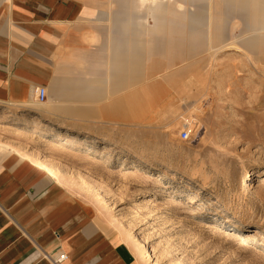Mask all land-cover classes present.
<instances>
[{
  "label": "rangeland",
  "instance_id": "374dc122",
  "mask_svg": "<svg viewBox=\"0 0 264 264\" xmlns=\"http://www.w3.org/2000/svg\"><path fill=\"white\" fill-rule=\"evenodd\" d=\"M123 1L103 0V8L134 24L143 39L153 34V10L172 6ZM235 4L228 12L221 0L174 6L190 19L183 25L204 24L165 28L158 49L178 48L177 56L168 55L164 73L128 89L143 93L119 108L116 122L100 125L101 140H54L45 130L28 138L29 147L77 171L56 175L117 234L134 264H264V36L257 40L259 27L248 21L252 1ZM238 9H246L243 17ZM215 20L228 23V40L218 46L208 38ZM127 108L125 121L119 115Z\"/></svg>",
  "mask_w": 264,
  "mask_h": 264
},
{
  "label": "crops",
  "instance_id": "0c3cea01",
  "mask_svg": "<svg viewBox=\"0 0 264 264\" xmlns=\"http://www.w3.org/2000/svg\"><path fill=\"white\" fill-rule=\"evenodd\" d=\"M167 1L172 6L153 10L152 37L143 39L134 24L103 8V0H0V264H55L59 254L68 256L61 264H134L117 234L56 175L77 171L67 172L27 141L43 130L54 140H101L100 125L116 122L119 108L143 93L128 89L164 73L168 55L177 56L178 48L158 49L165 44V28L178 24L189 31L204 24L191 19L183 25L190 19L174 8L196 0ZM221 1L224 12L237 5ZM251 1L248 21L259 27L252 31L261 34L254 36L258 40L264 36V0ZM245 10L235 13L243 17ZM88 22L95 24H80ZM214 24L208 38L222 45L228 23ZM86 38L102 41L89 45ZM185 55L190 58L191 52ZM38 88L47 92L43 104L37 102ZM131 115L127 108L119 116L127 121ZM38 120L42 126L36 130Z\"/></svg>",
  "mask_w": 264,
  "mask_h": 264
},
{
  "label": "built area",
  "instance_id": "2783aa9c",
  "mask_svg": "<svg viewBox=\"0 0 264 264\" xmlns=\"http://www.w3.org/2000/svg\"><path fill=\"white\" fill-rule=\"evenodd\" d=\"M36 98L38 103L43 104L47 99L46 89L45 88L36 89ZM189 137H190V133L187 130L182 132V139L184 141L188 140ZM67 259L68 256L66 254H59L56 258H53V261L55 262V264H61Z\"/></svg>",
  "mask_w": 264,
  "mask_h": 264
},
{
  "label": "bare ground",
  "instance_id": "6f19581e",
  "mask_svg": "<svg viewBox=\"0 0 264 264\" xmlns=\"http://www.w3.org/2000/svg\"><path fill=\"white\" fill-rule=\"evenodd\" d=\"M38 127H36L37 129L38 128H40L42 125H41V122H40V120H38ZM36 129V130H37ZM51 130H53L54 132H56V133H58L59 131H57L56 129H51ZM67 136H69V135H67ZM71 138V137H70ZM87 138H91L90 136H88ZM108 150V147H106V151ZM44 159H46L45 157H43ZM46 160H48V162L49 161H51L50 159H46ZM246 174H250V168H248L247 170H246ZM154 188L155 187H153V188H150V189H148V190H146V195H150V194H152L153 193V191H154ZM136 199L134 200V201H137V200H141V198H140V196H141V193L140 192H138V193H136ZM229 224H231V226H234V227H241V225L239 224V223H237V222H235V221H230V222H228ZM256 232V233H259L260 231L259 230H257V229H254L253 230V232Z\"/></svg>",
  "mask_w": 264,
  "mask_h": 264
}]
</instances>
